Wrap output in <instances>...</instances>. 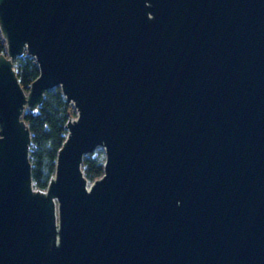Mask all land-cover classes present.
<instances>
[{"label":"water","instance_id":"obj_1","mask_svg":"<svg viewBox=\"0 0 264 264\" xmlns=\"http://www.w3.org/2000/svg\"><path fill=\"white\" fill-rule=\"evenodd\" d=\"M0 32V264H264V0H0ZM54 86L39 190L22 116Z\"/></svg>","mask_w":264,"mask_h":264},{"label":"trees","instance_id":"obj_2","mask_svg":"<svg viewBox=\"0 0 264 264\" xmlns=\"http://www.w3.org/2000/svg\"><path fill=\"white\" fill-rule=\"evenodd\" d=\"M0 53L6 54V42L1 32ZM13 67L21 87L27 93L31 82L39 74L35 59L24 52L15 59ZM73 116H76L74 107L65 100L59 86L47 89L37 108L24 110L22 118L31 134L29 161L35 189L45 190L54 175L57 152L67 133L66 123ZM103 162L101 151L83 157L82 170L89 181L102 175Z\"/></svg>","mask_w":264,"mask_h":264},{"label":"rangeland","instance_id":"obj_3","mask_svg":"<svg viewBox=\"0 0 264 264\" xmlns=\"http://www.w3.org/2000/svg\"><path fill=\"white\" fill-rule=\"evenodd\" d=\"M71 118H74V116L71 117ZM100 151H101V153L104 155V149H103L101 146H97V147H95L94 150H93V153H98V152H100Z\"/></svg>","mask_w":264,"mask_h":264}]
</instances>
